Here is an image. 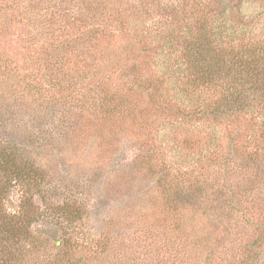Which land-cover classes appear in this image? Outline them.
<instances>
[{
	"label": "rangeland",
	"instance_id": "374dc122",
	"mask_svg": "<svg viewBox=\"0 0 264 264\" xmlns=\"http://www.w3.org/2000/svg\"><path fill=\"white\" fill-rule=\"evenodd\" d=\"M205 2L0 0V150L38 172L0 189V264H264L262 118L147 90L186 69L163 38Z\"/></svg>",
	"mask_w": 264,
	"mask_h": 264
},
{
	"label": "trees",
	"instance_id": "16d2710c",
	"mask_svg": "<svg viewBox=\"0 0 264 264\" xmlns=\"http://www.w3.org/2000/svg\"><path fill=\"white\" fill-rule=\"evenodd\" d=\"M185 3L183 7L181 6L185 9L178 10L179 19L182 18V20L187 12ZM246 3L250 5L255 1L210 0L205 2L203 3L205 15L201 22H193L192 18L191 20L188 18L193 23L184 25L181 34L178 33L174 38L164 37L163 40L166 41L164 43L170 49L175 44L173 40L181 42L179 50L187 62L186 69L175 68L178 69L175 73L171 69L173 64L171 68L164 66L161 69L169 72L166 74L165 82H161L159 86H148L147 90L156 89L162 102L165 97L173 98L171 95L173 93L176 99L186 101V105L194 103L201 95L216 94L219 100L203 110L204 115L207 114L214 119L235 116L238 120L250 115L251 119L248 122L256 116L262 118L259 128H264V25L258 22L260 17H264V11L255 10L248 17L242 10ZM259 3L261 7L262 5L264 7V0H260ZM178 4L180 5V1ZM136 71L140 74L138 69ZM166 82L169 85L167 91L163 86ZM114 99L99 107L109 108L112 105L109 113L114 114L117 108V101ZM119 101L121 102L119 104L123 106L127 104L125 97H121ZM131 107L135 105L129 104L126 111H129ZM162 107L165 110L170 109L171 106L164 101ZM104 111L107 113V110ZM8 147L0 150V189L8 183L14 186L15 184L33 185L37 180V170L29 164H18L15 154ZM140 163L139 160L137 164L140 165ZM2 183H4L3 186H1ZM72 206L73 204L57 206L61 209L62 217L67 221L73 220L70 214H76L71 210ZM28 226L30 227V224ZM28 226L26 229L12 230L11 236L24 233L27 237Z\"/></svg>",
	"mask_w": 264,
	"mask_h": 264
}]
</instances>
